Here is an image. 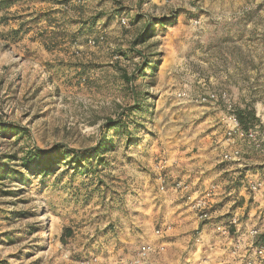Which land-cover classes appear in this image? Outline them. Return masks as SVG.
Listing matches in <instances>:
<instances>
[{
	"label": "rangeland",
	"instance_id": "374dc122",
	"mask_svg": "<svg viewBox=\"0 0 264 264\" xmlns=\"http://www.w3.org/2000/svg\"><path fill=\"white\" fill-rule=\"evenodd\" d=\"M176 10L200 21L191 25L185 15L134 45L143 22ZM98 35L104 41L90 46ZM143 57L157 62L154 75L137 72ZM180 91L193 99L226 91L236 107L254 110L264 130V0H0V123L28 132L0 129V264H75L91 255L128 260L145 241L165 247L144 264H238L231 249L237 244L243 252L249 228L264 234V205L256 209L245 183L239 195L219 185L211 209L218 211L205 224L171 189L174 180L200 174V182H216L220 175L209 181L212 172L227 165L214 161L205 141L221 127L222 108L181 100ZM136 101L143 114L131 111ZM122 113L133 137L128 143L126 133L110 132L113 149L98 167L93 153V174L77 175L61 162L54 175L41 177L20 165L26 151L55 144L65 151L95 147L100 126ZM213 134L209 140L222 136ZM162 158L164 192L154 169ZM189 162L198 164L182 177ZM5 164L26 183L3 174ZM257 175L264 179V171ZM230 210L240 226L225 236L215 223ZM248 216L252 225L244 223ZM164 224L169 233L154 237ZM65 228L72 234L61 242Z\"/></svg>",
	"mask_w": 264,
	"mask_h": 264
},
{
	"label": "built area",
	"instance_id": "2783aa9c",
	"mask_svg": "<svg viewBox=\"0 0 264 264\" xmlns=\"http://www.w3.org/2000/svg\"><path fill=\"white\" fill-rule=\"evenodd\" d=\"M194 21L193 24H197ZM122 26L127 25L125 18H120ZM104 41L103 35H98L95 38H90L88 44L94 46ZM181 100L198 104H211L221 107L219 123L222 129L221 144L226 146V150L220 153L221 162L239 161L247 153L245 146H250L256 151H264V135L259 137L254 130L242 128L235 112L234 102L226 91H208L202 96L193 99L189 94L180 91L176 94ZM167 159L162 158L154 166L156 170L155 182L160 192L168 189V177L165 174L167 167ZM244 183L247 186L248 192L255 195L264 188V180L259 177H246ZM171 189L175 192L182 193L188 208L195 215L198 221L207 222L212 221L215 211L211 210V203L214 195L219 189L218 183L211 181L207 187L196 194L192 185L188 181L174 180L171 182ZM240 222L236 215L229 216L227 221H218L215 223V230L222 235H227L229 230L233 228L239 229ZM171 227L163 225L153 231V236L162 238L169 233ZM259 231L252 227L247 230V243L240 252L241 248L235 244L232 247V254L236 256L239 261L238 264H264V244H261L257 238ZM164 244L155 245L152 242H141L136 252L128 259H106L96 255L83 258L75 262V264H144L149 260L151 255L158 254L164 251Z\"/></svg>",
	"mask_w": 264,
	"mask_h": 264
},
{
	"label": "trees",
	"instance_id": "16d2710c",
	"mask_svg": "<svg viewBox=\"0 0 264 264\" xmlns=\"http://www.w3.org/2000/svg\"><path fill=\"white\" fill-rule=\"evenodd\" d=\"M178 12V10L173 11L172 14L167 17H159L157 19L152 18L151 20L147 19V22L143 24L140 32L134 39V45L144 44L150 38H152L154 36V29L156 26H160L161 28H164L166 26H173L176 22L175 18L177 17ZM138 19H140L139 14H136L135 20ZM135 20L133 19V21ZM138 55L141 54L139 53ZM156 63V61H150L143 57L140 67H138L137 69V72L144 74L147 70H150L149 75H154V72L156 71ZM122 78L127 84H131L134 81L133 74L131 76H126L125 74H122ZM234 107L236 116L242 128L254 130L259 137H262L264 135V130L260 127L258 118L256 117L254 110L252 108H249L247 104L242 107H236L234 103ZM130 108L131 111H136L138 114H143L144 112V110L138 106L137 101L133 105H131ZM124 119L127 118L125 114L122 113L117 119L103 123L100 126L99 132H101V135L99 136L95 147L81 150L72 149L65 151L62 149V145L55 144L50 147L47 151L37 149L29 152L26 151L23 154L24 157L21 158L20 165L26 170H28L32 175H39L41 177H48L54 175L56 171L55 165H58L61 162L66 163L71 169H76L75 173H77V175H85L90 173L93 174V172L95 171V167L100 166L104 161L102 155L113 149V141L111 140V138H107V135H109L110 132L116 133L118 135L121 133H126V141L128 143L130 142L131 137H133L128 128V121ZM0 129L5 135L10 133L8 136H13L16 134L28 135L27 131H25L23 128L16 126L13 123H0ZM95 152L98 153V155L96 156V166H91L89 161L93 158V153ZM70 153L72 154V157L67 158L68 154ZM79 170L82 172H77ZM2 173L6 175L15 176L16 179L21 182L26 183L27 181V178L23 177L22 172L11 170V168H9L7 164L4 165ZM251 173V175H254L255 172L253 171ZM243 177V174L242 176L240 175V177L237 178L231 186V188L234 189V194L236 195H239V193L243 190L244 182L241 181ZM257 177L263 179L260 175H257ZM228 218L224 220V222L227 221ZM64 232L65 234H61L60 236L61 242H65V238L71 236L72 234V232L68 228H65ZM263 235L264 234L262 232L258 235L257 238V240L261 244H264Z\"/></svg>",
	"mask_w": 264,
	"mask_h": 264
},
{
	"label": "crops",
	"instance_id": "0c3cea01",
	"mask_svg": "<svg viewBox=\"0 0 264 264\" xmlns=\"http://www.w3.org/2000/svg\"><path fill=\"white\" fill-rule=\"evenodd\" d=\"M185 15H192V17L190 16V18H189V23L191 25H194L193 22L195 20L198 21V22L200 21V20L196 19L197 17H196L195 14H193L191 12L185 13V12H182V11H179V13H178V15H177V17L175 19L178 20L179 22H181V21L183 22L188 17V16H185ZM135 17H136V15L133 17L134 20H135ZM140 22H141V19H138L137 20V24L140 23ZM143 23H145V22H143ZM216 116H217V114H216ZM216 132L217 133H220V132L222 133L221 127H216V129H214V130L210 131L209 133H207L205 135V137H206L205 141H208L209 146H211V149H212L211 152L213 153L211 155H214L217 158V160H214V161L216 163H225L227 165L217 166V169L212 172L213 175L209 178V181L213 180L215 176L218 177L220 175L219 178H218V181H216V182H218V185H223L224 184L225 188L228 190L227 191V195H230V194L234 193V189H232L231 186H232L233 182L237 178L240 177V175L241 176H242V174L244 175L243 179L241 180V181L244 182L246 177H257V174L259 173V171L264 170V154L263 153L262 154L258 153L255 149H253L250 146H245V150H246L247 153L244 155V157L241 160H239V161H231V162H221L220 153L222 151L226 150L227 148H226V146L221 144V140L219 139L221 137L220 135H217V137L214 136V138L216 140H209V134H213V133H216ZM213 135H215V134H213ZM209 154H205L206 157L210 156ZM189 159H192V157H189L187 159V161H189ZM195 164H198V163H196V162L195 163H193V162L186 163L184 165L185 166V168H184L185 172H184V175L182 177L186 176L187 172H189V170L194 169L196 167ZM204 167H205V165H204ZM246 168H249V169H246ZM223 171H225L224 174H222ZM253 171L255 172V174L251 175L252 174L251 172H253ZM200 173H203V171H201ZM195 174H197V173H195ZM200 175L201 176H199V178H196V179L194 178V180L188 181V182L191 183L192 188H193V190H195L196 194L201 193L208 185V184L206 185L204 182H200V179L203 178V175L202 174H200ZM205 177H206V175H205ZM221 187L219 186L218 191L214 195V197L212 199L211 207H212V204L214 203V201L217 202L218 198H216V196L221 192ZM261 191H259L257 194H255V197H253V198H255V201H258V206L256 207V209L260 208L262 205H264V193H262ZM241 193H242V191L239 194H241ZM179 196L182 198V201L184 202V205H187V203L183 199V196L182 195H179ZM214 207H216L217 209L213 210V211H218V206H214ZM187 209H188V211H190L189 208H187ZM238 209H241V207H238ZM227 211H229V210H227ZM230 211L231 212H228L229 215H236L237 214V212L234 211V210H230ZM214 215H215V213H214ZM193 216L195 217L194 214H193ZM195 219H196V217H195ZM251 219H252V217H249V216L246 217L244 223L245 224L246 223L250 224V220ZM196 221H198V220H196ZM209 222H211V221H207V222H203V223L207 224ZM252 224H250V225H252Z\"/></svg>",
	"mask_w": 264,
	"mask_h": 264
}]
</instances>
